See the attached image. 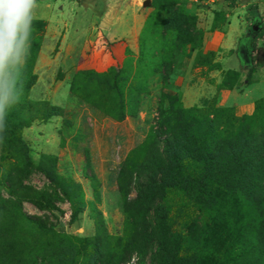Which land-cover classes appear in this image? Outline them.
Listing matches in <instances>:
<instances>
[{"label":"rangeland","instance_id":"1","mask_svg":"<svg viewBox=\"0 0 264 264\" xmlns=\"http://www.w3.org/2000/svg\"><path fill=\"white\" fill-rule=\"evenodd\" d=\"M52 1L53 7L39 3L30 55L22 73L23 97L8 114V127L16 129L18 135L20 124L30 123L33 116L47 117L49 109L41 106V101L55 106L57 116L46 121L49 122L47 127H43V121H35L31 124L33 129L21 130L26 148L7 130L4 143L0 144V195L6 196L3 186L13 187L14 184L49 196L55 211H41L28 202L23 203V211L55 225L57 232L69 237L70 245L81 249L82 241L78 240L97 234L93 223V218L98 217L96 207L103 215L107 233L122 235L125 216L116 186L117 175L124 161L147 141L151 127H156L162 92L173 96V101L179 98V104L175 101L178 108L207 113L222 137H232L240 121L257 117L259 113L263 119L256 118L252 128L264 129L263 105L257 114V105L264 100V0H170L185 2L184 12L196 18L202 33L201 43L195 51H190L188 46L187 52L178 57L171 75L172 84H168L167 89L163 90L164 74H155L150 80L149 93L140 100L137 114L126 116L123 121L108 117L101 108L93 109L89 101L84 100L88 96L94 98V91L102 89L97 85L104 84L96 79L80 84L78 68L85 66L113 75L119 69H126L127 60L136 62L138 39L146 20L155 13V0H148L147 6L144 5L146 0H136L132 6L135 19L130 16L121 19L119 29L116 28L122 32L141 26L134 47L129 46L132 43L124 46L117 41L103 42L97 36L96 19L89 21L85 14L79 16L71 8V2L75 1L83 8L96 1L98 7V0ZM57 4L67 7L63 15L58 14ZM114 8L123 9L116 5ZM45 10H50V19L61 17L63 24L52 21L55 28H51L50 22L44 19ZM74 14L78 20L73 19ZM232 14L238 15L236 26L231 25L227 35L228 40L235 36L232 42H221L220 34L218 39L209 40L212 45L221 42L224 49L228 48L220 56L203 45L205 34L210 31L211 39L214 29L224 30L227 15ZM75 29L77 37L71 41L74 34L70 30ZM64 36L66 41L62 48ZM167 38H170L168 34ZM231 52L235 53L229 56ZM220 57L224 59L222 63ZM173 87L176 92L172 91ZM91 91L93 94L89 95ZM50 123L52 128L48 127ZM143 156L136 159L137 167ZM138 173V182L146 184L150 172L139 167ZM255 179L259 182L253 180L255 187L249 189L238 185L228 194L224 190L213 192L214 200L220 204L219 213L199 207L178 192L162 191L157 186L148 192L140 210L135 200L137 181L128 185L127 200L141 214L147 209L145 220L150 225L160 222L164 231L170 229L176 233L177 236L168 238L169 241L189 248L191 253H201L198 264H264V175H257ZM58 180L63 182L68 195L57 188L55 182ZM131 216H128L129 221ZM71 219L75 222L71 223ZM155 247V244H146L143 254H134L128 264H154ZM64 264L73 263L68 257Z\"/></svg>","mask_w":264,"mask_h":264},{"label":"trees","instance_id":"2","mask_svg":"<svg viewBox=\"0 0 264 264\" xmlns=\"http://www.w3.org/2000/svg\"><path fill=\"white\" fill-rule=\"evenodd\" d=\"M153 7L155 13L146 20L138 39L139 56L136 62L127 60L126 69H119L113 75L91 69H81L77 75L80 84L95 79L104 84L97 85L102 89L94 91V98L88 96L81 99L89 101L95 110L101 108L108 117L117 121L137 114L140 100L149 93L150 80L155 74H164L163 90L167 89V85L172 84L171 75L178 57L187 52L188 46L190 51H195L201 43L202 33L196 18L184 12L185 2L155 0ZM81 86L85 90L84 85ZM171 89L176 92L174 87ZM92 94L93 91L89 93ZM175 101L180 103L179 98L173 101V96L162 92L156 127H151L147 141L124 161L117 175L116 186L125 216L122 235L107 233L103 215L96 207L94 210L98 217L93 218V223L97 234L78 240L82 241L81 249L72 246L69 237L57 232L55 225L23 211L24 202L41 211H55L49 196L40 195L23 185L3 186L6 196L0 195V264H64L68 257L73 264L81 258L79 264H128L134 254L141 256L149 243L156 245L152 255L154 264H198L201 253H191L189 248L184 249L177 242L169 241L168 238L177 236L176 233L170 229L164 231L160 222L150 225L145 220L147 209H143L141 214L131 206L132 203L127 200V187L137 181L135 200L140 210L148 192L157 186L162 191L178 192L199 207L219 213L220 204L214 200L213 192L224 190L228 194L238 185L249 189L255 187L253 180H260L255 176L264 175V129L252 128L256 118H263L259 113L257 117L240 121L232 137H222L207 113L198 114L195 110L178 108ZM40 105L49 109L47 117L33 116L30 123L20 124L18 135L16 129L8 127L23 148H26L21 136L23 129L35 121L46 122L57 116L55 106L45 101H41ZM262 105L264 100L259 101L257 114ZM157 138L163 139L157 142ZM142 155L138 166L151 174L146 184L138 182L136 159ZM55 183L63 194L68 195V191L63 189V182L58 180ZM74 185L80 188L79 184ZM127 214L132 215L130 221ZM71 221L75 222L74 219ZM84 244L92 245L87 247Z\"/></svg>","mask_w":264,"mask_h":264},{"label":"clouds","instance_id":"3","mask_svg":"<svg viewBox=\"0 0 264 264\" xmlns=\"http://www.w3.org/2000/svg\"><path fill=\"white\" fill-rule=\"evenodd\" d=\"M39 0H0V144L8 114L23 97L22 73L30 55Z\"/></svg>","mask_w":264,"mask_h":264},{"label":"crops","instance_id":"4","mask_svg":"<svg viewBox=\"0 0 264 264\" xmlns=\"http://www.w3.org/2000/svg\"><path fill=\"white\" fill-rule=\"evenodd\" d=\"M131 0H98V2L100 3V5L97 7V4L95 2H93L92 5L86 6V8H83L81 5L77 4V2H71L73 3V5L71 6V8L75 9V13L77 11V13L79 14H85L87 16V18L89 19V21H93L94 19H96L95 23L98 24V33L97 36L101 37L103 39V42L108 43H112V42H119V44L127 46L129 43H132V45L129 44L130 47H134L135 43L134 40L137 39L139 30L141 28L136 29H131V30H127V31H123L120 32L118 31L119 26L121 24V22L123 20H125L127 17L129 18V16L133 19H135V15H133L134 10L132 9V6L136 3V0H132V2H130ZM67 2V1H66ZM39 3H43L44 6H48V7H53L54 5V1L52 0H42V2ZM58 3H61V0H58ZM76 5V6H74ZM116 5V7H121L123 9L121 10H117L114 8V6ZM102 6V7H100ZM99 7L101 9H99ZM57 8H59L58 14H62V12H64L66 10L67 7H63L61 6V4H57ZM62 8V9H60ZM125 8V9H124ZM48 14V15H46ZM50 10L49 12L47 10H45V16L44 19L49 23L50 22V27L51 28H55L53 26V22L52 21H57L63 24V20L62 18H57V17H53L52 19H50ZM75 15V14H74ZM54 16H57V13H55ZM76 17H73V19L78 20L77 15H75ZM226 17V16H225ZM236 18V19H234ZM238 15H227V26L224 30H221L220 28H216L214 29V33L211 39H209L210 35V31H206L205 34V38H204V43L203 45L206 47V49H210V50H214L217 52L218 55H222L224 54V52L227 51V49H224V45L221 44V42L224 43L228 41L232 42V40L235 38V36H232L231 39L228 40L227 35L230 34L231 31V25L232 27L236 26L237 21H238ZM39 19H42L41 17H39ZM123 19V20H121ZM233 21V23H232ZM61 24V25H62ZM55 25V24H54ZM58 27V26H57ZM62 27V26H61ZM118 28V29H116ZM62 29V28H61ZM225 32V33H224ZM70 33L74 34V36H72L71 41H73L74 38H76L77 36V29L70 30ZM218 34H220L221 36V42L220 43H216L217 45H212V39L217 38L218 39ZM65 41L66 38L65 36L62 38L61 40V47L63 48L65 45ZM209 41V43H208ZM118 45V44H117ZM116 45V46H117ZM232 51V50H230ZM235 52H231L229 56H232ZM220 55V56H221ZM224 59H222V57L219 58V62L222 63ZM112 61L114 62L115 60ZM81 69H87V67L83 66V67H79L78 70ZM34 89V88H33ZM68 95H66L67 97ZM43 127H47L46 125L49 124V122H42ZM51 125L48 127H53L52 123H50ZM36 125V124H35ZM34 126H29L27 129H33Z\"/></svg>","mask_w":264,"mask_h":264},{"label":"water","instance_id":"5","mask_svg":"<svg viewBox=\"0 0 264 264\" xmlns=\"http://www.w3.org/2000/svg\"><path fill=\"white\" fill-rule=\"evenodd\" d=\"M144 5H145V6L149 5V1L146 0V1L144 2Z\"/></svg>","mask_w":264,"mask_h":264}]
</instances>
